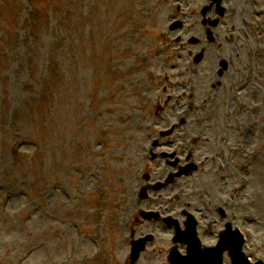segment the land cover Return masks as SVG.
<instances>
[{"label": "rangeland", "instance_id": "obj_1", "mask_svg": "<svg viewBox=\"0 0 264 264\" xmlns=\"http://www.w3.org/2000/svg\"><path fill=\"white\" fill-rule=\"evenodd\" d=\"M172 1L0 0V264H100L90 257V239L98 233L113 252L120 213V222L137 213L129 198L139 167L148 163L149 182L178 171L161 158L144 157L145 124L156 98L163 108L156 137L173 127L165 139L179 144L178 164L198 166L156 193L158 204L181 188L199 199L202 188L213 191L219 183L242 208L248 201L241 190L247 176L252 199L261 194L263 221L256 225L264 230V0H225L229 11L215 37L225 45L222 57L229 58L226 41L243 35L237 77L231 69L220 76L218 59L212 77L203 71L212 54L219 55L202 23L201 9L209 0H185V26L171 33L167 57L161 56V31ZM193 37L199 43H191ZM259 47L261 53L254 52ZM201 51L205 56L196 62ZM246 64L254 72L248 81ZM178 81L191 82L195 93L179 90ZM240 82L241 94L233 99ZM210 87L216 91L212 99L203 93ZM203 102H215L218 122L204 125L211 123L207 117L194 122ZM256 149L262 151L257 159ZM184 154L192 155L184 162ZM252 161L251 168L242 166ZM221 173L228 182L220 180ZM225 199L223 204L229 202ZM74 221L81 223L83 235L76 233ZM260 247L264 250V243Z\"/></svg>", "mask_w": 264, "mask_h": 264}, {"label": "bare ground", "instance_id": "obj_2", "mask_svg": "<svg viewBox=\"0 0 264 264\" xmlns=\"http://www.w3.org/2000/svg\"><path fill=\"white\" fill-rule=\"evenodd\" d=\"M245 20H247L246 18H245ZM214 46H217L216 45V43L214 44ZM212 53H213V48H212ZM223 53L225 54V52H224V48L222 47V48H219V56H221L222 57V55H223ZM206 68H208V67H205L204 69H203V71H205V75H208V73H207V69ZM207 95H209V93H206ZM234 96L236 95V93H234L233 94ZM208 98H210V96H208ZM219 103H220V100H219ZM202 106V111L196 116V118H195V120H194V122L196 123V124H198L199 122H201L203 119H204V117H207V118H211V123H205L204 125H208V124H212V121L214 120V119H216L215 121L216 122H218V120H219V117H220V112L219 111H216V109H215V102H213V103H210V102H203V104L201 105ZM245 115H247V114H249V113H247V112H245L244 113ZM219 116V117H218ZM251 116V115H250ZM249 116V117H250ZM203 122H204V120H203ZM206 122V121H205ZM220 126H221V128H222V124L220 123ZM189 131H187L184 135H187V133H188ZM226 139H228V138H225V139H223V140H226ZM225 189H223V188H221V187H219V189L218 190H216L215 192H213V195L211 196L210 194H209V192H208V194H207V196L210 198V197H214L215 199H224V196H225ZM100 236H102L103 237V235H101V234H99ZM71 242L73 243L74 241L71 239Z\"/></svg>", "mask_w": 264, "mask_h": 264}]
</instances>
